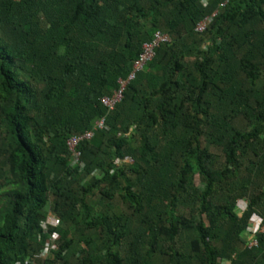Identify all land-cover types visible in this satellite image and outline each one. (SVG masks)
I'll return each instance as SVG.
<instances>
[{
    "label": "trees",
    "instance_id": "1",
    "mask_svg": "<svg viewBox=\"0 0 264 264\" xmlns=\"http://www.w3.org/2000/svg\"><path fill=\"white\" fill-rule=\"evenodd\" d=\"M224 1L0 0V264H264V0Z\"/></svg>",
    "mask_w": 264,
    "mask_h": 264
},
{
    "label": "built area",
    "instance_id": "2",
    "mask_svg": "<svg viewBox=\"0 0 264 264\" xmlns=\"http://www.w3.org/2000/svg\"><path fill=\"white\" fill-rule=\"evenodd\" d=\"M209 0H202L203 4L206 5ZM229 0H225L221 7H224ZM218 12H215L212 16L205 18L202 20L197 26L196 31L198 33H204L206 29L209 27V25L212 23L213 19L216 17ZM164 44H171V39L168 35L157 32L154 35V38L151 42H147L142 46V52L140 53L138 59L134 62L133 68L127 79L120 80V88L113 92L111 96H105L101 99L102 105L109 111L112 112L115 110L116 106L122 101L123 94L127 86L133 82L137 75L145 71L148 64L153 61V59L156 56V51L159 49L161 45ZM106 128V122L105 119L102 118L96 123L95 128L92 131L85 132L81 135L72 136L68 142V149L72 153L74 164H78L81 152L79 150V146L84 141H89L93 138L94 132L96 130L105 129ZM59 220L53 217H48L46 220V223L44 224L43 228H46V225H50L53 227L59 226ZM259 226V225H258ZM258 226L254 227V232L258 231ZM253 241V239H252ZM255 244V243H254ZM50 249H55V246L52 245V243H46L44 250L41 252L40 257L45 258L49 255Z\"/></svg>",
    "mask_w": 264,
    "mask_h": 264
},
{
    "label": "rangeland",
    "instance_id": "3",
    "mask_svg": "<svg viewBox=\"0 0 264 264\" xmlns=\"http://www.w3.org/2000/svg\"><path fill=\"white\" fill-rule=\"evenodd\" d=\"M146 70V69H145ZM245 209V204L242 202L240 203V205L238 206V211L241 213L243 210ZM49 217H53V216H49ZM55 218V217H53ZM57 219V218H56ZM259 223V220H256L255 223ZM253 237H250V241H252Z\"/></svg>",
    "mask_w": 264,
    "mask_h": 264
}]
</instances>
